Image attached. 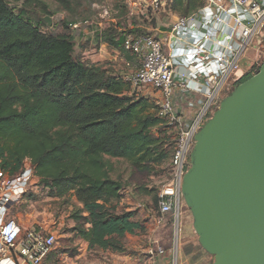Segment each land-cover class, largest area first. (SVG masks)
Segmentation results:
<instances>
[{
  "label": "trees",
  "instance_id": "1",
  "mask_svg": "<svg viewBox=\"0 0 264 264\" xmlns=\"http://www.w3.org/2000/svg\"><path fill=\"white\" fill-rule=\"evenodd\" d=\"M20 1L0 0V169L14 176L29 162L53 196L81 204L78 236L118 251L115 237L142 233L143 224L134 212H114L124 185L110 161L152 174L169 164L175 135L151 101L129 96L122 77L82 62L73 35L44 31L40 16L50 13L42 2ZM53 1L69 10L70 0ZM183 1L187 14L204 4ZM113 31L105 42L123 49L124 34L114 42ZM151 198L158 209L157 193Z\"/></svg>",
  "mask_w": 264,
  "mask_h": 264
},
{
  "label": "built area",
  "instance_id": "2",
  "mask_svg": "<svg viewBox=\"0 0 264 264\" xmlns=\"http://www.w3.org/2000/svg\"><path fill=\"white\" fill-rule=\"evenodd\" d=\"M163 3L151 1L153 7ZM203 3L195 13L177 18L162 37L126 34L123 42V49L139 62L134 72L123 77L124 82L132 89L147 87L154 96L160 95L155 105L158 117L175 135L169 175L158 194V210L160 219L171 215L176 225L184 207L182 183L190 167L195 135L239 83L243 77L238 76L240 61L264 34V0ZM176 89L189 96L181 111L175 107ZM34 177L30 163L14 176L0 169V264H17V260L42 264L54 248L53 232L22 231L9 218L10 209L28 191ZM155 252L151 248L147 255L152 257ZM157 252L163 253L160 248Z\"/></svg>",
  "mask_w": 264,
  "mask_h": 264
},
{
  "label": "water",
  "instance_id": "3",
  "mask_svg": "<svg viewBox=\"0 0 264 264\" xmlns=\"http://www.w3.org/2000/svg\"><path fill=\"white\" fill-rule=\"evenodd\" d=\"M194 141L182 196L200 248L212 264H264V63Z\"/></svg>",
  "mask_w": 264,
  "mask_h": 264
},
{
  "label": "crops",
  "instance_id": "4",
  "mask_svg": "<svg viewBox=\"0 0 264 264\" xmlns=\"http://www.w3.org/2000/svg\"><path fill=\"white\" fill-rule=\"evenodd\" d=\"M126 2V8L124 13L121 14L120 18L118 17V23H113L110 27L111 29L115 28V32L111 35L112 38L115 37L114 42L124 34H146L156 37H162L165 32L168 31L170 25L177 20L178 16L185 14L184 16H189L195 12L187 14L185 13V1L182 0L179 4V0H171L172 6L174 8V13L177 16L172 17V21L169 25L164 27L151 26V12L155 13L160 10V7H153L151 5V0H124ZM163 6V4H162ZM127 10V11H126ZM159 21V20H158ZM88 23V22H85ZM87 25V24H84ZM93 25V24H92ZM91 25V26H92ZM110 28L103 27L101 24H94L92 29L81 30L78 33L79 37V52L81 54L82 62H85L90 65H99L107 69L115 76L124 77L132 72H134L139 67V62L133 56L130 59V56L127 55L120 46L109 45L105 42L107 39V30ZM148 32V33H146ZM110 38V37H109ZM81 44V45H80ZM246 73V72H245ZM245 73L238 72V76H244ZM132 89V88H131ZM133 91V90H131ZM133 92L129 96H133ZM135 95V94H134ZM136 96V95H135ZM139 96V95H138ZM137 96V97H138ZM143 97V96H142ZM159 94H155L156 103L159 101ZM148 99L147 97H143ZM189 99V96L185 95L179 91H174V102L175 107L178 111L185 108V101ZM29 162H25L27 165ZM110 163L115 167L118 164L117 160L112 159ZM24 164V165H25ZM112 177V176H111ZM113 178V177H112ZM114 179V178H113ZM39 185H41L38 178L34 177L31 182V187L26 193L20 196L17 203L10 209L9 218L15 220L18 225L21 227L22 231L30 229H43L45 232H53L57 239L58 237L65 238L61 242L60 246L54 247L53 251L45 258L42 264H170L171 250L170 243L165 244V240L158 241V230H161L165 227L168 220L172 219L171 215H166L161 218L151 214H147V199L146 197H126V201L123 198L122 194L118 202L113 204L114 212L116 214H121L124 212H146L145 223L143 224L142 234V243L141 245L136 244L134 241L135 235L125 234L123 237H115V242L120 250H110L104 249L99 246L90 247L89 243L82 240L75 229L79 226L73 215L82 206L75 201V208L70 207L66 220L61 221V219H55L52 217H46L45 220H42V217H39L38 212L29 210L25 215V218L19 214L15 207L19 206L23 202H29L31 197H37L39 194ZM43 186V185H42ZM71 197V196H68ZM30 203V202H29ZM19 209V208H17ZM83 217L87 216L86 213L82 214ZM26 217L28 219H26ZM44 218V217H43ZM161 221V223H159ZM153 224V225H152ZM182 231L183 234V244H181L179 251V256L184 262H193L195 258L207 255L199 246L197 236L195 235L192 223L188 226L187 220L182 219ZM86 229L90 228L89 225H84ZM151 227H154L153 230ZM182 227V226H181ZM157 231V235L153 233ZM181 231V232H182ZM194 235V238H193ZM190 236V238H188ZM187 238L189 241H187ZM108 239V238H107ZM161 243V245H160ZM164 245V247H163ZM154 249L155 255L150 257L147 255V251ZM162 250V254L157 252V249ZM204 254V255H203ZM17 264H27L17 260Z\"/></svg>",
  "mask_w": 264,
  "mask_h": 264
},
{
  "label": "rangeland",
  "instance_id": "5",
  "mask_svg": "<svg viewBox=\"0 0 264 264\" xmlns=\"http://www.w3.org/2000/svg\"><path fill=\"white\" fill-rule=\"evenodd\" d=\"M38 1L42 2L45 5V9L50 13V15L40 16L41 19H50L51 25L50 27L46 26L44 28V31L52 32L54 34H71L74 36L77 45H79L78 33H80L81 30L92 29L94 27V24H101L103 27L110 28L113 23H116L118 21V17L120 18V16H122L121 14L124 13V9L127 7L124 0H70L69 10H63L53 0ZM22 2L23 0H21L17 5L21 6ZM171 3L172 2H170V0H164L163 6L160 7V10L158 12L150 13L151 26H154L155 22V26L164 27L170 24L173 16H177L174 13V8ZM184 15V13H180V15L178 16ZM63 21L71 22L72 24H67L68 28L65 29L64 25L62 24ZM75 25L77 26L76 28H74ZM263 39L264 34L258 37L256 40V46L258 47L253 46L247 52L245 57L240 61L239 67L241 73L247 72L251 77L264 63V50L262 47H259V44L261 41L263 42ZM77 48H80V46H77ZM78 55L79 57L81 56L80 52L78 53ZM149 89L150 88L147 87H141L139 89L131 90H133L132 92L136 96H148V100L154 104L156 102V98ZM168 175L169 164L164 166L162 165L161 167L156 168L154 173L146 175L135 171L126 163L118 162V164L114 167V170L111 172V176L114 179H120L123 181L124 186L121 194L125 201L126 197H146L147 214L157 216V218L160 217V214L158 209L152 203L151 197H154L156 193L157 195L159 194L161 185L166 181ZM143 189L145 191H143ZM39 191L40 192L37 197H31L29 201L30 203L23 202L22 204H19V206L15 207L17 212L24 218L27 212L31 210L38 212V215L39 217H42V220H45L46 217H52L56 220L61 219V221H65V216H67L70 207L75 208L74 199L76 201V198L73 196L64 198L55 197L49 189L42 185H39ZM147 214L145 211L142 214L137 212L136 218L138 221L144 224V220L147 217ZM183 218L187 220L188 226H190L192 223V217L185 204L182 208V215L180 217L178 225L173 223L172 220L171 222H169L168 220V223H166L165 227H163L161 230H158L159 233L157 231L153 232L155 233V235H157L158 233L159 242L161 241L159 239L162 238L165 240V244H168L169 241L171 250L170 264H212L213 258L209 255L204 254V256H201L200 259L199 257L195 258L194 263L184 262L181 260L178 249H180L181 244L184 243L183 238L181 239L182 235H184L182 231ZM26 219L28 218L26 217ZM151 228L153 230L154 227ZM141 236L142 235L137 234L133 237L136 244L141 245L143 240ZM188 238H190V236ZM188 238L187 241H189ZM64 239L65 238L63 237H58L57 239L56 236L54 247L60 246L61 242H63Z\"/></svg>",
  "mask_w": 264,
  "mask_h": 264
},
{
  "label": "flooded vegetation",
  "instance_id": "6",
  "mask_svg": "<svg viewBox=\"0 0 264 264\" xmlns=\"http://www.w3.org/2000/svg\"><path fill=\"white\" fill-rule=\"evenodd\" d=\"M255 47H258V46H255ZM259 47H262V43H261V42H260V44H259ZM247 76H249V73L246 72L245 75L243 76V78H244V77H247Z\"/></svg>",
  "mask_w": 264,
  "mask_h": 264
}]
</instances>
